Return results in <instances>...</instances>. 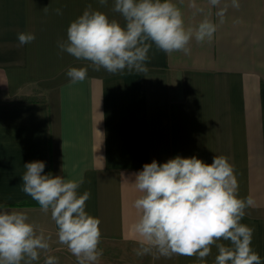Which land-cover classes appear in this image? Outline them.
I'll use <instances>...</instances> for the list:
<instances>
[{
    "label": "crops",
    "instance_id": "obj_1",
    "mask_svg": "<svg viewBox=\"0 0 264 264\" xmlns=\"http://www.w3.org/2000/svg\"><path fill=\"white\" fill-rule=\"evenodd\" d=\"M186 26L208 13V0H173ZM91 4L110 19L113 0H0V204L22 210L50 237L48 256L58 264H77L58 242L50 212L20 206L31 197L22 189L23 165L45 163V173L83 177L78 190L91 193L86 211L101 223L103 256L99 264H199L197 257H137L130 224L136 219L131 182L153 160L196 156L206 163L224 155L234 165L239 195L255 204L241 223L255 229L252 246L264 264V0L228 5L223 22L211 7L217 30L212 41L190 44L189 54H166L153 44L148 72L125 69L109 74L88 69V78L71 83L69 67H88L61 52L57 41ZM47 7V11L44 8ZM61 9L57 15L55 9ZM18 32L35 40L19 45ZM215 247L207 257L212 264ZM112 259V260H110Z\"/></svg>",
    "mask_w": 264,
    "mask_h": 264
},
{
    "label": "clouds",
    "instance_id": "obj_2",
    "mask_svg": "<svg viewBox=\"0 0 264 264\" xmlns=\"http://www.w3.org/2000/svg\"><path fill=\"white\" fill-rule=\"evenodd\" d=\"M98 2L105 6L108 0ZM208 3L218 8L216 15L223 22L228 5L220 7L221 0ZM190 6L197 13L204 12L194 0ZM211 7L193 27L186 26L183 11L173 0H113L112 11L123 18V25L89 4L70 22L67 39L57 41L61 52L89 65L69 67L66 74L73 84L88 78L89 67L109 74L125 69L146 74L153 44L166 54L187 55L193 40L201 44L212 41L217 26L210 19ZM231 7L239 8V0H231ZM54 11L62 15L61 9ZM17 39L23 46L33 42L35 34L18 32ZM23 167L21 190L43 212H50L58 242L77 264H99L103 256L101 221L86 211L91 193L78 191L83 177L67 179L45 173L43 161ZM131 184L138 193L133 201L136 219L130 224L137 257L195 256L199 264H208L206 258L215 247L218 254L212 264H262L252 246L255 229L241 223L255 200L251 195H239L238 178L228 157L215 155L210 164L196 156H176L164 163L153 160L134 174ZM49 240L24 211L0 204V264H32L49 250ZM45 264H58L57 258L48 256Z\"/></svg>",
    "mask_w": 264,
    "mask_h": 264
},
{
    "label": "trees",
    "instance_id": "obj_3",
    "mask_svg": "<svg viewBox=\"0 0 264 264\" xmlns=\"http://www.w3.org/2000/svg\"><path fill=\"white\" fill-rule=\"evenodd\" d=\"M20 206H35L38 205L32 198L27 199L19 204Z\"/></svg>",
    "mask_w": 264,
    "mask_h": 264
},
{
    "label": "rangeland",
    "instance_id": "obj_4",
    "mask_svg": "<svg viewBox=\"0 0 264 264\" xmlns=\"http://www.w3.org/2000/svg\"><path fill=\"white\" fill-rule=\"evenodd\" d=\"M110 260H112V259H110Z\"/></svg>",
    "mask_w": 264,
    "mask_h": 264
}]
</instances>
